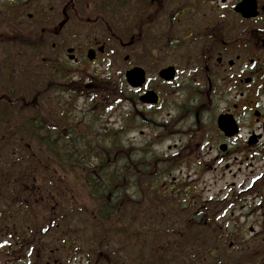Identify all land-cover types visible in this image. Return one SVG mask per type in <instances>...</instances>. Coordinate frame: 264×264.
I'll use <instances>...</instances> for the list:
<instances>
[{
  "label": "flooded vegetation",
  "instance_id": "flooded-vegetation-1",
  "mask_svg": "<svg viewBox=\"0 0 264 264\" xmlns=\"http://www.w3.org/2000/svg\"><path fill=\"white\" fill-rule=\"evenodd\" d=\"M61 23L93 25V43L54 41L44 55ZM1 29L10 38L0 36V50L28 48L91 101L87 135L76 126L75 100L1 94L16 92L17 68L15 54L0 51V264H80L82 188L106 184L129 200L125 190L142 189L147 168L170 211L154 214L157 235L186 244L245 238L244 247L264 254V0H0ZM19 29L39 30L37 46L19 45ZM90 48L95 56L86 61ZM68 62L77 65L71 73ZM136 71L145 75L140 85L129 78ZM114 78L120 133L153 141L138 152L156 157L154 171L144 158L132 162L128 150H93V110L102 117L114 104L105 101L115 95ZM110 216L112 245L124 252L128 220L137 217L140 234L150 214Z\"/></svg>",
  "mask_w": 264,
  "mask_h": 264
},
{
  "label": "rangeland",
  "instance_id": "rangeland-1",
  "mask_svg": "<svg viewBox=\"0 0 264 264\" xmlns=\"http://www.w3.org/2000/svg\"><path fill=\"white\" fill-rule=\"evenodd\" d=\"M87 15L92 16V13H87ZM69 27V28H68ZM66 30V31H65ZM64 32V34H63ZM64 36V38H63ZM64 39H74L73 41H64ZM83 40L84 45H87V42L84 40H89V43H93V25H83V26H76L73 24H70L69 26H67V29L64 28V30L61 32V34L59 36H55V37H51L48 36V43H49V47H47L44 50V55H48L51 52V43L52 42H58L59 44H63V45H68L69 43H75L76 45L78 44L76 42V40ZM66 50V49H65ZM1 52H6L8 54H15L16 58H17V72H18V76H17V84L18 85H24L27 84L29 86H33L35 85L34 88H31V90L29 91H25L23 92L24 95H27L29 99L33 98L36 96V92L38 90H41L45 85H47L48 83H51L55 85V87H59L58 88V93H54L53 91L50 92H46V97L40 98V101H46L47 97H49V99L55 100L56 96H61L64 100H70L69 98H71V93L68 92V86L70 85L71 80L69 79H58L55 77L54 72L51 69H46L43 68V66H40L41 64V60L39 59L38 62H36V60H34L33 58H31L28 53L29 50L24 49L22 47H17L15 50H11L8 48H3L2 50H0ZM19 54H23V55H19ZM14 56V57H15ZM62 60H65V58L61 57ZM86 60V58H85ZM87 61V60H86ZM69 66H71V72L74 71V69L77 68V65L75 64H71L70 62L68 63ZM90 68L93 70L94 68H98V66H93V64L90 66ZM30 69L31 72H33L34 69H37V73L36 75H34L33 77H31V79H29L28 75L26 74V70ZM115 82L117 80V82H119L118 84L121 85V81L120 78H114L113 79ZM115 83V85H118ZM115 87V95H110L109 97L105 98V101H114V104H110L107 107V112L106 115L104 116H96V109L93 110V118L95 119H100L98 122H94L93 121V132H95V127L97 128V130L99 129H104L107 125H110V127L113 128V130H120L121 129V125H122V117H121V104H118L117 106V100H121V86ZM64 89H66L64 91ZM61 98V99H62ZM94 99V98H93ZM97 100H102L100 98H95ZM94 99V100H95ZM73 100H77V105H76V109H75V115H74V119H75V123L76 126L78 125V127L81 130L84 129H88V116H86V112L89 111V105H90V101H91V95L87 94L84 96L81 95H77L76 97L73 98ZM99 106L97 103L93 104V107ZM116 107V108H115ZM111 108V109H110ZM99 110V109H97ZM111 114V115H109ZM87 122V123H86ZM120 141H121V136H119ZM123 139V143L125 145V150H128V156L131 158L136 159L138 158H147L145 159L146 164L150 165L151 167V171H154V161L156 159V157L152 154V153H147L145 154V156L143 155V153L138 152V149L140 150L141 147H143L142 144H146L147 146L153 143V141L148 142V138L146 136V138H140L137 135V138L134 137L133 133H130L128 136L122 137ZM167 146V144L160 146L161 148H165ZM153 149H159V147H154ZM132 150V151H131ZM131 151V152H130ZM133 154V155H132ZM133 156V157H132ZM137 158V159H138ZM136 159V160H137ZM152 178H148L150 181H153V176H151ZM147 187L148 184H146ZM150 189H154V186H150ZM147 190V189H146ZM129 194L132 200L135 201H140L141 205H143V207H145V210L147 207H152L154 209V211H149L146 210L148 213L153 214L155 213V211L157 212H170L166 210V207L163 205H158V196L156 194V192L154 191H143L142 195H138V190L135 188H130L129 189ZM84 205H82L83 207ZM89 206V205H87ZM0 207L2 208L3 205L0 204ZM158 207V208H157ZM147 228L152 229V225H147ZM206 240L207 244L201 245L199 246V243H193V244H186L184 242L183 244V248L184 249H178L179 247H181V243L179 240V237H175V236H168L167 238H162L160 239L161 245L164 248H168L170 250L169 255L170 257L172 256V259H175L176 262H174L173 264H179L177 262L179 261H183V255L182 253H187L188 256L191 257V259H189V264H215V256H218L223 263L229 261V260H236L238 258H240L241 256L247 254L250 255L251 251H248L249 249H247L246 247L243 246V248H241L240 246L243 244V239L245 238H228V240L223 239L221 244H219L217 246V251L215 256H211L209 254V248L212 247L211 244H208V239L209 238H204ZM233 241L234 242V246L232 248H230L229 243ZM84 243V242H83ZM150 243V242H149ZM158 243H150L149 246L146 247V252L149 255L150 252H152L151 249H155V250H159L161 247L157 246ZM85 247L84 250L82 251V256H81V262L80 264H87V260H88V255H92L93 257H97L96 254H93V252H89L88 250V246L84 243ZM173 245V247H172ZM237 245H240L238 247H236ZM172 247V248H171ZM102 250L106 251V252H117L112 251L111 248H107L106 246H103L101 248ZM87 253H89L87 255ZM118 253V252H117ZM171 253V254H170ZM130 254V253H129ZM135 254V257L137 255L136 252L131 253V256ZM179 255V259L175 258L176 256ZM259 255V254H257ZM117 256H121L120 253L117 254ZM93 257H90L93 259ZM134 257V258H135ZM252 259L251 263L248 264H263L264 263V257L255 256V253H252ZM133 258V259H134ZM256 259V260H255ZM150 260V259H149ZM171 260V259H170Z\"/></svg>",
  "mask_w": 264,
  "mask_h": 264
},
{
  "label": "trees",
  "instance_id": "trees-1",
  "mask_svg": "<svg viewBox=\"0 0 264 264\" xmlns=\"http://www.w3.org/2000/svg\"><path fill=\"white\" fill-rule=\"evenodd\" d=\"M2 37H6L4 34ZM6 38H10L9 34ZM40 35L38 32L17 30V43L18 44H34L39 42ZM4 42V40H2ZM117 143V142H116ZM86 149V145L82 144V151ZM83 154V153H82ZM111 191L110 187H96L91 188L90 193L93 196L94 208L93 211L103 216L105 221L109 220V215L116 211L119 207V203L109 202L107 195ZM134 264H141V261L137 259ZM145 264H156L155 261L145 260ZM160 264V262H159ZM236 264H239L238 262Z\"/></svg>",
  "mask_w": 264,
  "mask_h": 264
},
{
  "label": "water",
  "instance_id": "water-1",
  "mask_svg": "<svg viewBox=\"0 0 264 264\" xmlns=\"http://www.w3.org/2000/svg\"><path fill=\"white\" fill-rule=\"evenodd\" d=\"M90 52H92V51H90ZM89 57H90L91 59L93 58L92 53L89 54ZM140 79H141V81H143V77L139 78V76H138L137 74H133V75L131 76V82H132L134 85L141 83V81H140V82L137 81V80H140Z\"/></svg>",
  "mask_w": 264,
  "mask_h": 264
}]
</instances>
